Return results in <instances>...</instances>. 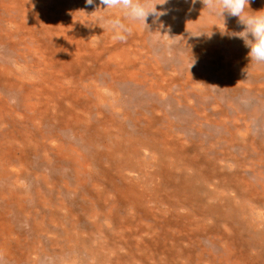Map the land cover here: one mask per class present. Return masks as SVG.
I'll return each mask as SVG.
<instances>
[{
	"label": "bare ground",
	"instance_id": "bare-ground-1",
	"mask_svg": "<svg viewBox=\"0 0 264 264\" xmlns=\"http://www.w3.org/2000/svg\"><path fill=\"white\" fill-rule=\"evenodd\" d=\"M83 1L74 0L70 5L67 0H0V45L6 47L9 40L11 49L23 47L32 53L39 49L41 53L22 60L17 52L4 54L0 47V264H36L30 257L33 254L46 255L52 264H163L152 251L155 246H166L165 237L145 241L130 236L133 230L129 229L125 237L101 238V223L85 225L86 220L96 221L97 216L110 220L121 207H130L137 213L126 221L127 226L138 221L137 229L142 230L143 220L152 219V211L141 205L145 197L160 204L169 200L171 207L185 205L201 217H214L212 226L217 229L211 234L222 243L217 260L224 264L233 257L236 241L238 250L246 249L249 254L264 248V222L261 233L256 232L258 223H244L234 233L226 225L228 221L239 225L255 221L246 216L247 207L255 203L263 210L264 200L246 197L244 188L240 189L244 183L235 186L236 195L228 199L229 182L218 181V165L232 160L228 153L241 146L239 132L246 129L234 123L252 114L237 106V99L264 94V84L257 85L256 78L261 77L255 69L246 78L225 72L212 77L226 89L221 94L223 101L219 96L200 98L209 94L205 91L212 82L208 73L220 63L219 52L227 56L230 65H243V40L233 37L230 41L228 35L221 34L222 18L210 15L203 0H189L188 4L184 0H151L158 4L157 11L166 14L158 19L150 15L148 28L133 22L132 34L121 43L112 39L100 19L108 16L109 10H102L99 0L88 6ZM250 3L253 6L256 0ZM97 6L101 10L96 11ZM256 7L264 10V0L253 6V12ZM112 13L118 14L116 10ZM224 18L226 23L230 16L225 13ZM235 20L238 18L231 17L225 24L228 32L239 33L244 28L241 25L235 29ZM20 30L29 36L37 32L39 36L46 33L62 39L64 78H42L52 70L43 66H51L37 39L35 46L23 43L26 38ZM186 43L187 49L183 47ZM10 56L15 60L12 63ZM20 62H30L32 67V62L36 63L35 70L24 72L25 76H37L29 85L9 77L17 72ZM98 77L102 82H96ZM64 80H68L67 85ZM196 83L203 84L202 91L194 90ZM228 85L233 91H228ZM99 87L106 89L110 97L100 94ZM163 96L170 97L172 104L177 99L183 110L166 111L157 101ZM208 105L217 106L219 114L212 117ZM156 112L161 116L154 117ZM53 114L58 118H44ZM195 133L201 150L188 155L182 140H191ZM202 159L204 171L197 163ZM138 179L152 185L140 193L135 186ZM21 180H28L29 186L23 187ZM30 196L32 205L26 207ZM43 206H48L47 213L40 214L38 221L35 209ZM187 225L191 226L192 221ZM89 231L93 236L85 238L83 233ZM230 233L235 234V240ZM92 237L96 239L94 248L86 243ZM193 252L191 260L196 264H205L199 259L204 252L211 256L204 249ZM211 261L206 260L215 264Z\"/></svg>",
	"mask_w": 264,
	"mask_h": 264
},
{
	"label": "rangeland",
	"instance_id": "rangeland-1",
	"mask_svg": "<svg viewBox=\"0 0 264 264\" xmlns=\"http://www.w3.org/2000/svg\"><path fill=\"white\" fill-rule=\"evenodd\" d=\"M184 1L188 4L189 2L191 3L193 0H190V1L184 0ZM187 1H189V2H187ZM73 2H74V0H67V3H69L70 5H73L72 4ZM83 2H84L83 3V5H84L85 1H83ZM260 2H261V0H256V3H253V6H257V4ZM80 4H81V2H80ZM249 5H250L249 6L250 11L253 12V6L251 5V3ZM85 6H88V5L85 4ZM101 9H103V7ZM259 9L260 8L256 7V12H258ZM230 21H231V17L229 19H227L225 24L229 23ZM165 25L169 26L167 24H165ZM241 25L242 24H240L238 20H235L233 22V27L235 29L241 28L242 27ZM241 31H243V29ZM21 35L23 38L24 37L26 38V40H22L23 43L27 44L29 42L33 46H35V40L36 39H37V43H40L43 57L50 64L51 68L43 66V65L42 66L45 69L46 68L52 69L49 76H47V77L42 76V78L43 79H49V78H53V76L57 77V78H64L65 73L62 70L61 63L66 59V57H64L65 56V49L61 45L62 39L51 36V35L47 36L46 33L39 36L40 33H37V32H34L33 36H29L25 32L21 31ZM6 38H8V36H6ZM229 39H230V41L234 40L233 37L229 38ZM5 46L6 47H4L3 45H0V47H3L1 49H2V52L4 54H10L11 55L15 51L18 53V57L21 58L22 60L26 59V57L32 56L33 54H34V56H41L39 49L36 50V52H34V53H32L31 50H30V52L24 50L23 47H21V48L17 47V48L11 49V42L9 40L6 41ZM183 47L185 49H187L186 47H188V44L187 43L183 44ZM218 47L221 49L224 48L222 46V44H218ZM16 49H18V50H16ZM44 51L46 52V54L44 53ZM248 52H249V49L247 47H245L243 55H242L243 59L241 60V62H243L242 66H240L237 63H235L234 65H230V62H229L227 56L222 54V52H219V54H217L218 55L217 60L220 62V63H218L219 66L215 65V71L211 70V72L208 73V74H210L209 78H211L209 81L214 80L212 78L213 76H214V78H216L221 73L224 75L225 72L230 73V74L236 73L239 77L244 76L243 78H246L248 76V73L251 74V72L254 71V69H255L256 75L259 74L261 77L260 80H259V78L258 79L256 78V80L259 81V82L256 81L258 83V84L257 83L256 84L257 85L264 84V81L261 80L262 78H264V76H263L264 75V64H256V63L251 64V62L248 58ZM1 57L2 56H0V58ZM11 59H12L11 60V63H12L14 59L12 57H11ZM60 59H61L60 63H56V61L60 60ZM21 62L19 63L17 72L12 74L9 77L14 78L17 83H25V84L29 85L31 80L33 78H37V76H33L32 74L29 76H25L24 72L26 70H32V69L35 70L36 63L32 62L35 65L34 67H32L30 62H26V63H21ZM212 64H214V63H212ZM204 69H205V66H204ZM198 70L200 72H202L200 67H198ZM253 74L254 73H252L251 75H253ZM96 80H97L96 81L97 83L102 82L99 77ZM2 82H4V81H2ZM63 82L65 85L68 84V80L67 81L64 80ZM194 85H195V89H194L195 91L196 90L202 91L203 88L201 85H203V84L196 83ZM219 86L220 85H217V81L208 82L207 90H205V91H207V93H209L210 96H209V94L206 96L201 95L200 98L205 97V99H203V98H201V99L211 100V99H213L214 96H219L220 99H222V101H223L224 98H221V94H225L224 91L226 89H223L224 87H222V86L219 87ZM174 89H175V87H174ZM228 89H229L228 90L229 92L233 91L232 85H230V86L228 85ZM99 92H100V94H103L106 97L107 96L110 97L109 96L110 93H108V91L106 89H103V87H99ZM0 96H2L1 91H0ZM162 98H163V100H162ZM162 98L161 99L159 98L157 101L160 103V105L164 109H166V111L172 110V109L183 110L182 105L178 104L179 101L177 99L175 101H173V104H172V102H171L172 100L170 99V97L163 96ZM1 100H2V98H0V103H1ZM12 100L13 99H10V98L8 99L9 102H12ZM236 103L235 104L237 106H240L242 108V110L245 109L243 111H247L246 113L252 111V114L250 117L244 116L245 118L242 121L240 120L239 122L234 123V124L239 123L243 128H246L247 130L243 129L239 132V134H241V135L238 136V138H239L238 142H240L241 146L236 147L234 151L228 153V155H230V158L232 160L229 161L228 163H222V164L218 165L219 166V173H220V174H218V176H220L218 181H221L220 183H224V184H228L227 182H229L228 185L231 186V189H230V191H227L228 192V199H230V197L232 198L233 194L236 195V192L235 193L233 192V188L235 186H239V184L244 183L240 189L242 190L244 188L242 191H245L244 195H246V197L249 198V196H250L251 199H254L256 201L264 200V192L262 191V188H264V94H256L255 97H251V96H247V95L240 96V97H238ZM190 104H191V106L193 105L192 103H190ZM208 106H209L208 107L209 111H207V112H210L212 117H215V115L219 114L220 110L217 106H214V105L213 106L208 105ZM224 107L225 106L222 105V109ZM253 112H255V115ZM118 115L119 114H117L115 116H118ZM153 116L159 117V116H161V113L156 112L155 114H153ZM254 116H256V117H254ZM45 117H56V118H58L56 114H53L51 116H44V118ZM252 129H254V130H252ZM257 130H259V131H257ZM182 142H183V150L184 151L187 150L188 152L186 154H188V155L192 154V152L196 153L197 150L200 149V148H197L198 144H197L196 133L192 136L191 140H189L187 138V139L182 140ZM194 142H195V145L191 148V145ZM224 152H225V150H224ZM64 156H66V155H64ZM233 156H234L235 160L233 159ZM183 161L185 163H188V164H191V162H192L188 158H186V159L184 158ZM203 161L204 160L202 159V160L198 161L197 163H199L198 165L200 166L201 170L204 171V169H205L204 166L202 164H200ZM232 179H234V181L238 180V182L234 183L232 181ZM139 181L136 182L135 186H136L137 190L140 191V193L143 191H147L145 189V187H149L150 185H152L151 183H148L147 181H144V182H142L141 180H139ZM20 182H21L23 187L25 186V188L27 186H29L28 180L27 181L21 180ZM206 189H207V187H206ZM30 198H31V196H30ZM30 198L28 200H26V202H25L26 207H30L32 205V203H30V202H32V198L31 199ZM172 198L173 197L170 198V201ZM168 202H169V200L168 201L166 200L165 203L160 204L158 200H156L154 202L149 197H145V198L141 199V205L143 204V209H145L148 212L152 211V214L149 212L150 216H152L151 217L152 219L148 220L146 218V220H143V223L140 226V227H142V230L137 229V226L140 224L138 221H131V224H129L127 226L126 221H129V219H132L130 217L135 216L134 214L137 213V211L134 212V210H132L130 207L127 209H125V207H121L118 214H115L114 217H112L113 219L111 218L110 220H107L106 218H104V220H103V216H97L98 218L95 217L96 221H93L91 219L86 220L85 225L88 227H91V225L94 224V222L101 223V228H100V233L102 234L101 238L104 237L105 235H110L111 239L112 238H118V237H125L127 235V231L129 229L133 230V234H131L130 236H134L136 238H139L137 236H140V238H142V240H145V241H151V240H153V238L165 237L166 240L164 239V242L166 243V246L165 245H161L158 247L155 246L154 249L156 250V248H157L159 252L157 250L152 251V253L154 255L155 254L158 255V257H156V258L159 261H161L163 264H168V263L169 264H178V263L179 264H190V263L196 264V261L194 262L193 260H191V256H192V254L194 255L193 251H195V249H198V248L202 249V250L204 249L206 252H208L211 255V256H208L204 252V257L199 258L201 260L204 259L203 262L205 261L204 262L205 264H209V262H206V260L209 261V259H210V261L212 259V261H211L212 263L224 264V262L217 260L218 255H220V253L222 251L219 249V247H220V245H222V243L219 242V240L217 238L213 237L216 234H213V235L211 234L212 229H217L216 227L212 226L214 223L213 221H216V219L214 217L209 218V216H207V218L201 217L197 213V211H196V213H197L196 214V213L192 212L190 207L185 208V205H183L184 208L179 207V205H176V207L175 206L171 207V204ZM251 205H249L247 207L248 213L246 214V216H248V214H249V216L255 221L241 222L240 225L237 222L228 221L226 225L229 226V228L232 230L231 231L229 229L231 232H233V233H234V231L237 232L239 229H241L243 226H245V224H247V222H248V224L258 223V224H256V232L257 233H261L263 231V222H264V213L263 212H264V209L262 210V208L257 206L255 203L251 204ZM165 208H166V210H165ZM47 209H48V206H43L41 209L40 208L35 209L36 212H38L36 215L38 217V221L40 219L39 215L43 214V213L46 214ZM110 211L113 214V209H111ZM250 212H251V214H250ZM259 212H260V214H259ZM80 213H82V212L80 211ZM173 214H174V216H173ZM59 215L62 216L61 213H59ZM180 216L183 219H181ZM137 217H139V215ZM186 217H187V219H186ZM218 218L219 219H225V220L229 219V218L224 217V216H220ZM135 219H137V218H135ZM165 219H166V221H165ZM22 221H30V220L24 219ZM167 221H169V223ZM190 221H192L191 226H188V225L184 226V225H186V223L189 224ZM219 221H221V220H219ZM118 222H121L122 224H118ZM156 222H158V224L156 226L151 225V224L156 223ZM164 222L167 223V225ZM172 222H174V223L172 224ZM24 225L25 224L22 225L24 227V229H28V227L26 225L25 226ZM200 226L205 228L206 231L201 229ZM166 227H168V228H166ZM173 227H175V228H173ZM198 230H200V234L196 233V231H198ZM218 230H220V229H218ZM157 232H158V234H157ZM213 232H214V230H213ZM163 233L167 234V235L166 236L162 235ZM168 233H170V234H168ZM219 233L220 232H218L217 235H219ZM27 236L31 241L33 240L32 239L33 235L31 233L27 234ZM83 236L85 238H87V236H93V235H92V232L89 231V232L83 233ZM200 236L203 237L204 239L200 238ZM231 236L235 240V238H234L235 234H231ZM181 237H183V238H181ZM192 237H193V239H192ZM212 237H213V239H212ZM174 238L177 241H174ZM210 238H211V240H210ZM178 239H182V241L178 240ZM183 239H185V240H183ZM41 242L45 243V239H41ZM193 242H195V243H193ZM86 243L89 245H92L93 248L96 247L95 246L96 239L94 237L87 239ZM179 244H180V246H179ZM193 244H195V245H193ZM204 244H206V245L204 246ZM235 246L237 248H236L235 252L232 253L233 257L229 258V260H228L229 264H231V262L233 264H264V248H260V249L256 248V250L251 251V253L249 254L246 249L244 250L242 248V251L238 250L239 249V243L237 241L235 242ZM211 249H212V251H211ZM173 250H174V252H173ZM188 251H189V253H188ZM123 252H125V251H123ZM254 252H255V254H254ZM261 254H263V255H261ZM256 255H257V258H256ZM82 256H85V254L83 253ZM30 257H31V259H33V261L35 260L36 264H50L52 262V260H50V258L47 257L46 255L41 256L40 254L39 255L33 254ZM66 258H67V255H66ZM174 259H176V260L174 261Z\"/></svg>",
	"mask_w": 264,
	"mask_h": 264
},
{
	"label": "clouds",
	"instance_id": "clouds-1",
	"mask_svg": "<svg viewBox=\"0 0 264 264\" xmlns=\"http://www.w3.org/2000/svg\"><path fill=\"white\" fill-rule=\"evenodd\" d=\"M166 2L167 0H164V3ZM195 2L196 0H193V3ZM249 3L250 0H203L204 8L210 15L222 18L224 31L221 34L243 40L244 45L249 49L250 62L264 64V10L252 12L249 9ZM85 4L93 5L94 0H85ZM99 5L104 6L102 10L110 12L108 16L100 19L112 33V39L121 43L132 34L133 22H141L148 28L146 22L150 15L158 19L166 14L157 11L158 4L151 3V0H99ZM98 9L101 10L99 6L96 11ZM112 10H116L118 14L112 13ZM225 13L230 17L238 18L239 23L244 26L243 31L228 32L225 25Z\"/></svg>",
	"mask_w": 264,
	"mask_h": 264
}]
</instances>
